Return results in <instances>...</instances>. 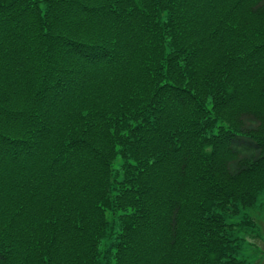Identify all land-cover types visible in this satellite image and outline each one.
Wrapping results in <instances>:
<instances>
[{"label":"trees","instance_id":"1","mask_svg":"<svg viewBox=\"0 0 264 264\" xmlns=\"http://www.w3.org/2000/svg\"><path fill=\"white\" fill-rule=\"evenodd\" d=\"M0 60V264H245L264 0H0Z\"/></svg>","mask_w":264,"mask_h":264},{"label":"rangeland","instance_id":"2","mask_svg":"<svg viewBox=\"0 0 264 264\" xmlns=\"http://www.w3.org/2000/svg\"><path fill=\"white\" fill-rule=\"evenodd\" d=\"M3 62L0 60V64ZM4 67H7L5 62ZM3 110H1L2 115ZM18 114V113H17ZM18 119V117H17ZM20 122V120L18 119ZM23 124V123H22ZM22 124H7L2 126L0 122V131H7L10 125H14L20 128L24 126ZM47 142H44V147L46 148ZM1 153V149H0ZM7 199L0 198V203ZM251 217L252 225H246L248 222V217ZM110 219L112 215L109 214ZM227 222L231 223L230 232L233 238L240 237L238 243L241 245L240 256L244 258L245 264H264V193L259 196L255 205L250 208L241 209L238 213L227 214ZM112 240L102 243V247L107 254H109V259H111L110 264H116V259L114 257L116 246L111 245ZM111 245V247L109 246ZM153 255V254H152ZM149 255L144 250V255L142 256L144 261H147ZM198 261L192 256H185L180 258V264H197Z\"/></svg>","mask_w":264,"mask_h":264}]
</instances>
